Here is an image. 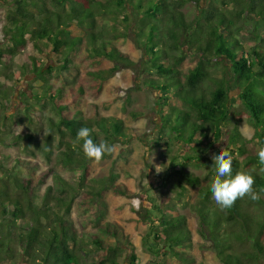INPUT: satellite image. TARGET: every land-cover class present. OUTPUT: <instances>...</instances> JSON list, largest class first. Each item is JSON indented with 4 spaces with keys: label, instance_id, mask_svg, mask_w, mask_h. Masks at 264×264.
Wrapping results in <instances>:
<instances>
[{
    "label": "trees",
    "instance_id": "16d2710c",
    "mask_svg": "<svg viewBox=\"0 0 264 264\" xmlns=\"http://www.w3.org/2000/svg\"><path fill=\"white\" fill-rule=\"evenodd\" d=\"M202 1L0 0V6L6 9L0 41V143H25V149L30 150L38 140L27 128L42 125L46 109L58 115L57 122L50 118L48 121L60 139L69 137L60 156V169L52 167L37 176L39 164L31 160L18 159L12 168L0 165V264L6 261L10 264H126V261L136 264L138 258L131 237L123 226L108 220L107 201L109 193L133 199L136 192L118 183L117 172L105 179H90L83 142L73 148L79 128L93 129L92 123H87L78 110V102L86 98L98 100L109 78L123 67L134 65L116 42L125 40L130 32L135 33L150 57L145 82L160 93L162 124L155 146L171 153L170 144L174 140L180 146H192L191 151L196 153L213 148L222 137V125L228 120L232 103L230 86H234L240 91L238 99L251 113L254 134L245 138L238 127L230 133L225 149L233 157L232 174L248 172L255 177V188H264V172L260 171L262 166L257 156L258 149L264 147V0H206L200 19H196L202 25L195 20L188 22L182 8ZM249 26L252 28L248 29ZM242 33L254 41L249 43L250 47L242 43ZM192 34L195 37L190 38ZM187 48L193 57L189 58ZM19 55L25 62L19 72H14V59ZM43 55L48 59L43 60ZM108 62L111 67L104 68ZM220 62L230 67L229 79L214 77L212 67ZM75 67H78L75 77H68ZM25 83L31 95L18 92L17 87ZM17 93L20 103L14 110L12 100ZM131 116L135 118L136 113ZM96 126L98 132L92 133L96 143L101 142L100 134L107 143L135 137L134 129L119 118H102ZM173 132L178 136L172 137ZM203 157L194 159L200 161ZM184 160L193 158L188 156ZM210 172L214 178L216 170ZM180 173L191 185H201L194 173ZM75 174L79 179L77 184L70 181ZM50 177L61 186L55 191L48 187L38 204L37 191ZM210 184L201 188L196 209L202 228L211 231L212 250L219 262L260 264L264 256L263 198L254 202L245 197L230 209L221 210L214 207ZM247 205L257 208V212L254 214ZM155 210L158 216L151 222L157 224L148 236L154 239V245L163 244L164 250L162 253V248H152L155 254L152 264H204L199 262L198 254L203 255L205 246L192 241L186 216L178 213L172 216L161 207ZM72 214L83 232L88 233L91 246L104 252L97 261L85 262L82 254L87 243L78 238L73 222L66 219ZM167 215L170 217L166 218ZM226 215L240 231L232 229L223 237L227 231ZM19 221L26 225L20 227ZM234 238L240 244H249L250 252L229 253L234 248L231 243ZM126 248L132 251L129 260L124 258Z\"/></svg>",
    "mask_w": 264,
    "mask_h": 264
},
{
    "label": "rangeland",
    "instance_id": "374dc122",
    "mask_svg": "<svg viewBox=\"0 0 264 264\" xmlns=\"http://www.w3.org/2000/svg\"><path fill=\"white\" fill-rule=\"evenodd\" d=\"M205 7L206 0H203L199 4H186L182 8V11L188 22H193L195 20L197 24L202 25L201 21L196 19H200L199 16L201 11ZM5 18L6 9L0 6V41L3 40V28L6 24ZM136 23L135 20L134 24ZM111 26L112 22H110L109 28ZM251 28V26L248 27V29ZM134 34V32H130L129 35L124 38L125 40L116 41L119 44L120 50L130 56L134 65L131 67H123L109 78L98 100L86 98L78 102V110L81 111L87 123H92L95 132H98L96 122L100 121L102 118L122 119L125 125L134 129L135 132V137H129L120 141L117 140L113 143L108 142L110 145H115L116 147V152L110 155V157H104L99 163L88 159L91 171L90 179H105L108 178L112 172H117L120 174L118 183H124L130 190L136 192L137 195L133 199L116 197L111 193L107 195V201L110 207L108 220L117 222L119 225L123 226L126 233L131 237L134 251L138 258L136 264H152L155 259L153 247L156 250L162 248L161 252L163 253L164 245H154V239L148 236V234L150 235V231H152L151 228H153V225L157 224L156 222H151L153 221L152 219H156L154 217L158 216L155 210L156 207H161L165 211L168 210L169 214L172 216L176 213L185 215L188 228L192 234V241L201 243L205 246L203 255L201 253L198 254L199 258L201 256L199 262L202 261L204 264H221L216 253L212 250L214 246L209 234L211 232L210 229H204L201 226V219L199 213H197L196 204L200 199L199 195L201 188L208 186L213 179L210 171L215 168L213 167L214 163L211 157L217 154V151L228 146L229 136L233 129L238 127L245 138L249 139L253 136L254 126L251 113L238 99L240 94L239 89L230 86L232 97L230 113L228 115V120L222 125V137L213 148L207 147L206 149L198 150L196 153L191 151L190 148L192 146H186L184 144L180 146L175 144L174 140L170 144L172 147L171 153H168L163 147H156L154 143L160 135L162 124V117L159 113L158 106L160 93L145 82L148 76L145 68L147 62L150 61V57L145 48L140 45L138 38ZM193 37H195V34H192L190 38ZM249 37V35L244 33L240 35V39L246 47H250L249 43H254L253 40H248ZM186 51L189 58L193 57L194 54L190 53L188 48ZM42 59L47 60V55H43ZM24 62L25 60L22 55L17 56L14 59L12 70L14 72H19ZM186 65L187 67L189 66L188 63H186L185 66ZM103 67L110 68L111 63H105ZM77 69L78 67H75L70 70L68 72V77L74 78L77 74ZM212 71L215 78L222 79L226 77L229 79L227 73L230 71V67L225 65V62L213 65ZM17 89L19 90L18 92L24 91L31 95L27 83L21 87H17ZM19 99L20 95L17 93L12 100V108L14 110L20 103ZM132 113H136L135 118L131 116ZM49 118L52 119L53 122H57L58 115L50 109H46L43 115V124H34V126L27 128V131L34 133L38 140L30 147V150L28 148L27 150L25 149V143L17 145L0 143V165L2 164L3 167L12 168L18 159L31 160L39 164L36 172L37 176L52 167L58 169L62 168L60 165V156L61 153L66 150L64 142L69 141V137L67 136L64 141L61 140L56 129L51 127V122L48 121ZM173 122L175 123L176 119ZM103 124H106V121L103 122ZM108 124L110 125V122H107V125ZM169 131L171 132L170 129ZM173 133L174 135H172V137L175 138L178 136L177 132ZM49 139L50 142H46ZM100 140L104 141L102 134H100ZM35 144H39L40 148L34 146ZM188 156H192L193 160H184V158ZM198 156L204 157L200 159V161L197 159L195 160L194 158ZM172 158H175V160H172ZM236 159L241 158L237 157ZM182 171L194 173V175L200 178L201 185L193 186L189 182H186L184 176L180 173ZM70 181H72L73 184H77L79 182L78 175H72ZM178 184L184 187L181 189ZM59 186L61 185L58 184L53 177H50L46 185L42 186L37 191L36 203H41L48 187H53L55 191ZM262 198L264 200V196H262ZM53 206L54 202H51L50 207ZM214 207L216 208L219 206L216 204ZM250 207L255 214L257 208L254 207V210L251 205H247V209ZM168 215L166 218L170 217ZM66 219L73 222L78 238L84 239L87 243L85 246L87 249L82 254L85 256L84 259L86 263L97 261V258L99 259L104 255L103 251L98 252L91 246L89 239H87L88 237H86L88 233L83 232L79 221L73 214L66 216ZM225 219L227 224L224 226L227 228V231H225L223 237H226L227 233L232 229H235L237 232L240 231L239 226L231 225V222L228 220L230 219L229 215H226ZM18 225L24 227L26 222L19 221ZM202 233H206V235L203 236ZM235 240L234 238L231 242L234 248L232 251H229V253L240 255L242 252H250L249 244H240ZM89 246H91L92 249H88L91 248ZM131 252L129 248H126L124 258L129 260ZM161 258L163 257L161 256ZM127 262L128 261H126V264ZM2 264L10 263L6 261ZM19 264H23V262H19ZM260 264H264V256L261 258Z\"/></svg>",
    "mask_w": 264,
    "mask_h": 264
},
{
    "label": "clouds",
    "instance_id": "9594fccd",
    "mask_svg": "<svg viewBox=\"0 0 264 264\" xmlns=\"http://www.w3.org/2000/svg\"><path fill=\"white\" fill-rule=\"evenodd\" d=\"M94 129L81 127L77 130L76 139L73 143L74 150L82 141V150L86 158L99 163L105 155H112L116 152L115 145L105 141L94 142L92 133ZM258 163L264 172V147L257 151ZM216 175L210 184L212 199L221 210H227L234 206L238 199L248 197L251 201H259L264 196V188H255V177L248 173L239 171L233 176V157L225 148L211 157ZM158 172V171H157Z\"/></svg>",
    "mask_w": 264,
    "mask_h": 264
}]
</instances>
